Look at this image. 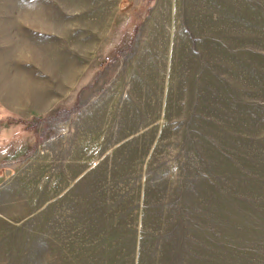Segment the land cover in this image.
<instances>
[{
    "label": "rangeland",
    "instance_id": "rangeland-1",
    "mask_svg": "<svg viewBox=\"0 0 264 264\" xmlns=\"http://www.w3.org/2000/svg\"><path fill=\"white\" fill-rule=\"evenodd\" d=\"M0 264H264V0H0Z\"/></svg>",
    "mask_w": 264,
    "mask_h": 264
}]
</instances>
